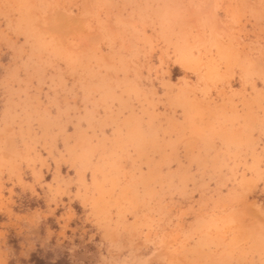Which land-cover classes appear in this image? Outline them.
I'll list each match as a JSON object with an SVG mask.
<instances>
[{
  "label": "rangeland",
  "instance_id": "obj_1",
  "mask_svg": "<svg viewBox=\"0 0 264 264\" xmlns=\"http://www.w3.org/2000/svg\"><path fill=\"white\" fill-rule=\"evenodd\" d=\"M264 0H0V264L264 261Z\"/></svg>",
  "mask_w": 264,
  "mask_h": 264
},
{
  "label": "trees",
  "instance_id": "obj_2",
  "mask_svg": "<svg viewBox=\"0 0 264 264\" xmlns=\"http://www.w3.org/2000/svg\"><path fill=\"white\" fill-rule=\"evenodd\" d=\"M36 264H45V262L40 261V260H36Z\"/></svg>",
  "mask_w": 264,
  "mask_h": 264
},
{
  "label": "snow or ice",
  "instance_id": "obj_3",
  "mask_svg": "<svg viewBox=\"0 0 264 264\" xmlns=\"http://www.w3.org/2000/svg\"><path fill=\"white\" fill-rule=\"evenodd\" d=\"M262 226H264V225H262ZM261 264H264V261H262Z\"/></svg>",
  "mask_w": 264,
  "mask_h": 264
}]
</instances>
